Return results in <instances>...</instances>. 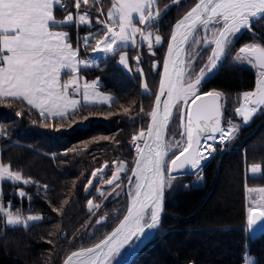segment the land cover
I'll return each instance as SVG.
<instances>
[{
  "label": "snow or ice",
  "instance_id": "obj_1",
  "mask_svg": "<svg viewBox=\"0 0 264 264\" xmlns=\"http://www.w3.org/2000/svg\"><path fill=\"white\" fill-rule=\"evenodd\" d=\"M71 3L75 13L67 10L65 0H0V103H26L44 120L57 122L74 118L89 107L111 106L113 98L99 92L98 80L81 84V70L98 67L95 60L80 58L81 46L86 52L91 50L106 58L119 53L118 63L131 72L127 48L146 44L155 55L153 47L163 43L158 28L162 17L158 0H109L106 14L104 0H71ZM172 3L178 4L180 0ZM57 10L67 13L63 19H57ZM257 23H264V0H196L172 26L163 73H158V91L152 110L146 113L150 123L146 131L141 129L131 137L137 154L134 166L129 168L123 161H113L115 169L108 179H105L107 163L92 172L94 179L112 186V191L123 185L120 173H131L127 180L126 211L117 217V226L103 239L72 251L64 264H114L122 251L134 247L148 230L158 227L165 191L178 179L174 174L188 167L199 168L201 161L216 150L215 143L236 138L241 125L225 118L226 94L215 89L203 92L202 87L214 70L233 55L237 35L245 30L252 32ZM72 28L76 29L75 45L69 31ZM81 28H86L88 35L81 36ZM133 59L143 77L140 56ZM201 60L204 62L198 63ZM232 63L247 64L256 70L255 89L240 94L234 108L247 125L264 110V44H245L236 51ZM156 68L154 63L153 69ZM142 87L151 95L146 82ZM174 114L180 120V139L166 140ZM210 140L212 144H208ZM205 151L207 156L203 155ZM249 171L254 178H264L261 164H251ZM2 182L24 185L37 182L0 162V220L6 226L29 229L43 219L39 214L25 216L19 209L11 211L12 205L3 203ZM87 184L92 185L93 180L89 179ZM42 187L47 190V185ZM97 191L105 197L103 191ZM246 191L259 193L248 197L246 219L251 229L264 220V188L246 184ZM16 194L31 200L23 190ZM100 206L88 201L89 212ZM52 210L62 212L58 208ZM245 264H251L247 257Z\"/></svg>",
  "mask_w": 264,
  "mask_h": 264
},
{
  "label": "trees",
  "instance_id": "obj_2",
  "mask_svg": "<svg viewBox=\"0 0 264 264\" xmlns=\"http://www.w3.org/2000/svg\"><path fill=\"white\" fill-rule=\"evenodd\" d=\"M195 2L181 0L165 11L172 0H158L159 8H164L158 26L163 43L153 47L155 55L148 53L146 44L127 48L130 73L119 66V53L101 59L98 67L81 70L84 82L99 81V92L113 98L111 106L89 107L74 118L57 122L44 120L25 103H0V162L10 165L12 170H20L40 186L38 189L37 185L2 182L3 203L11 204L13 212L19 209L23 215L43 217L29 229L0 226V264H62L72 251L99 242L119 222L117 217L122 216L128 205L127 180L131 174L122 178L120 196L106 200L96 194L101 182L95 179L90 186L87 181L105 163L108 179L113 161L130 165V160L136 158L131 137L141 129L146 130L149 118L146 113L152 108L172 26ZM103 7L106 14L109 0H104ZM67 10L74 13L71 2L67 3ZM66 14L61 10L55 12L57 19ZM69 31L75 45L76 29ZM80 35H88V30L81 28ZM252 42L264 44V23L255 24L252 32L242 31L233 53ZM91 52L81 46L80 58L86 59ZM137 55L141 58L139 68L143 69V77L135 71L137 64L133 58ZM230 58L203 85L202 91L224 92L225 118L237 122L234 112L237 98L243 92L253 91L256 73L231 63ZM154 63L159 66L156 71ZM144 82L151 95L145 93ZM17 112L21 115L17 116ZM57 127L59 131L55 130ZM181 131L179 116L174 114L166 140L180 139ZM221 149L202 167L201 185H194L192 176L187 175L172 182V188L165 191L160 224L130 264H245L246 257L251 264H264V232L248 234L246 221L249 204L246 184L263 188L264 178L245 175V169L255 163L261 164L264 172V110ZM14 190L25 191L31 200L21 199ZM89 200L101 205L100 208L89 212ZM53 208L62 212L58 214ZM99 216L105 217L104 223H97Z\"/></svg>",
  "mask_w": 264,
  "mask_h": 264
},
{
  "label": "rangeland",
  "instance_id": "obj_3",
  "mask_svg": "<svg viewBox=\"0 0 264 264\" xmlns=\"http://www.w3.org/2000/svg\"><path fill=\"white\" fill-rule=\"evenodd\" d=\"M164 9V8H163ZM163 9H160L161 10V12L163 11ZM137 26H139V27H143V26H141V25H137ZM240 34V33H239ZM238 34V35H239ZM237 35V36H238ZM137 40L139 41V36H137ZM252 43H257V42H252ZM251 44V43H250ZM129 48H132V47H129ZM238 51V50H237ZM235 53L236 52H234L233 53V55L231 56V58H230V61H231V63H232V58H233V56L235 55ZM110 56V55H109ZM119 56H120V54L118 55V60H117V62L119 61ZM103 58H105L103 55H97V54H95V53H93V52H91V54L86 58V59H93V60H95L97 63L101 60V59H103ZM119 64V63H118ZM238 65H241V66H244V67H247V68H249V69H251L252 70V72H254V70L255 69H252L250 66H248L247 64H238ZM119 66L125 71V72H127V73H130L127 69H125L122 65H120L119 64ZM135 71H136V73H139L140 74V72L139 71H137V67L135 68ZM84 82V81H83ZM105 96H109V95H105ZM111 97V96H110ZM105 105H107V104H105ZM98 106H102V105H98ZM258 114V113H257ZM256 114V115H257ZM235 116H236V119H237V122H234V121H232L234 124H240L241 125V127L240 128H242V127H244V124L242 123V119L239 117V116H237L236 114H235ZM171 139H176L175 137H171L170 138V140ZM229 140H227L226 142H228ZM225 142V143H226ZM220 143V142H219ZM215 144V151L212 153V155L211 156H209V158L208 159H206L207 161H205V164L206 163H208L211 159H212V157L216 154V152L218 151V150H222L221 148L224 146V144L225 143H223V144ZM131 145H132V143H131ZM134 152V151H133ZM135 153V152H134ZM136 153H135V157H136ZM208 155V153H206V155L205 156H207ZM134 160L135 159H132V160H130V165H128V167L129 168H131V167H133L134 166ZM116 162H119V161H116ZM126 164V163H125ZM109 169H110V171H111V173H112V171H114V169H115V165L113 164V162L110 164V167H109ZM128 174H131V173H127V175L125 174V173H120V175H121V177L123 178V177H125V176H128ZM112 175V174H111ZM245 175L246 176H249V177H252V175H251V173H250V171H249V166L245 169ZM130 176V175H129ZM192 176V183L194 184V185H201L202 184V168L201 169H199L197 172H195L193 175H191ZM109 178H111V176L109 177ZM105 183H100V187L98 188V189H100L101 191H103L104 193H105V197H102L101 195H100V193L98 192V191H96V194L100 197V199L101 200H106L108 197H110V196H115L116 195V193H117V191L118 190H120L119 188H116L115 189V191H112V187H110V188H106V189H110V190H106L105 188H102L103 187V185H104ZM264 188V187H263ZM250 195H259V193H248L247 191H246V200H247V203H249V200H248V197L250 196ZM249 205V204H248ZM248 207V206H247ZM246 217H247V208H246ZM105 217H103V216H99L97 219L98 220H101V219H104ZM246 221H247V219H246ZM5 225V224H4ZM6 226V225H5ZM114 228V227H113ZM112 228V229H113ZM111 229V230H112ZM110 230V231H111ZM248 230V229H247ZM250 230V229H249ZM251 230H252V228H251ZM109 231V232H110ZM249 234H254L253 232L252 233H250L249 231H247ZM151 233H152V231L149 233V235L148 236H150L151 235ZM107 235V234H106ZM130 250V248H127L126 250H124V251H122V254H121V256L117 259V261L116 262H114V264H120L121 263V261L125 258V256H126V254L128 253V251Z\"/></svg>",
  "mask_w": 264,
  "mask_h": 264
},
{
  "label": "water",
  "instance_id": "obj_4",
  "mask_svg": "<svg viewBox=\"0 0 264 264\" xmlns=\"http://www.w3.org/2000/svg\"><path fill=\"white\" fill-rule=\"evenodd\" d=\"M181 1V0H180ZM173 5V3H171L168 7H167V10L171 7ZM190 9H188L187 11H189ZM186 11V12H187ZM185 12V13H186ZM184 13V14H185ZM183 14V15H184ZM182 15V16H183ZM181 16V17H182ZM180 17V18H181ZM171 31H172V29H171ZM170 35H171V32H170ZM170 35H169V37H170ZM168 40H169V38H168ZM167 43H168V41H167ZM161 45H159V46H154V48H158V47H160ZM146 48H147V46H146ZM147 50H148V53L150 54V55H152L150 52H149V49L147 48ZM152 52H153V50H152ZM166 54H167V44H166V47H165V51H164V55H163V59H162V62H161V66H160V70H159V74H162L163 73V62H164V59H165V57H166ZM155 65L157 66V68H156V70H158V68H159V66H158V64L157 63H155ZM220 68H221V66L220 67H218V69H216V70H214V73L212 74V75H210L209 77H208V80H207V82L209 81V80H211L217 73H218V71L220 70ZM155 70V71H156ZM254 74H255V72H254ZM257 78V77H256ZM159 80H160V75H159ZM255 83H256V81H255ZM158 86H159V81H158V85H157V89H156V92L158 91ZM254 89H255V87H254ZM253 89V90H254ZM155 92V93H156ZM154 98H155V95H154ZM153 103H154V99H153ZM152 107H153V104H152ZM151 110H152V108H151ZM252 121V120H251ZM250 121V122H251ZM250 122H249V124H250ZM149 123H150V117L148 118V123H147V127H146V130H147V128H148V125H149ZM249 124H247V125H244V127L245 126H248ZM145 130V131H146ZM165 139H167V133H166V135H165ZM202 142V141H201ZM205 165V161L204 160H202L201 161V163H200V167L199 168H196V169H192L191 167H188L187 169H184V170H182L180 173H175L174 175H177V176H182V175H187V176H191V175H193L195 172H197L199 169H201L203 166ZM92 180H95L94 178H92ZM91 186V185H90ZM90 186H89V188H90ZM103 187L104 188H110V187H112V186H110V185H107L106 183L103 185ZM162 215H163V212H162V214H161V219H162ZM101 221H102V223L104 222V219H101ZM102 223H99V224H102ZM118 224V223H117ZM117 224L114 226V228L117 226ZM113 228V229H114ZM252 231H253V233L254 234H260V233H263L264 232V220H260V221H258L256 224H254V225H252ZM112 229V230H113ZM111 230V231H112ZM154 229H152V230H148L147 232H146V234H145V236L141 239V241L140 242H138L134 247H132V248H130V250L128 251V253L126 254V256H125V258L121 261V263L120 264H130L131 262H132V260L135 258V256L140 252V250L145 246V244L148 242V240H149V233L151 232V231H153ZM110 231V232H111ZM109 232V233H110ZM104 238V237H103ZM102 238V239H103ZM69 255V254H68ZM66 258V257H65ZM65 260V259H64ZM64 260H63V262H62V264H64Z\"/></svg>",
  "mask_w": 264,
  "mask_h": 264
},
{
  "label": "built area",
  "instance_id": "obj_5",
  "mask_svg": "<svg viewBox=\"0 0 264 264\" xmlns=\"http://www.w3.org/2000/svg\"><path fill=\"white\" fill-rule=\"evenodd\" d=\"M65 2L66 3H68V2H71V0H65ZM75 11H76V9L74 8V13H75ZM99 14V13H98ZM102 19H104V17H101ZM76 97H79V95H77ZM2 138V134L0 133V139ZM131 149H132V151H134L135 153H136V151H135V149H134V147H133V145H131ZM29 215V214H28ZM25 216H27V215H25ZM5 226L4 225V223H3V220H0V226Z\"/></svg>",
  "mask_w": 264,
  "mask_h": 264
},
{
  "label": "bare ground",
  "instance_id": "obj_6",
  "mask_svg": "<svg viewBox=\"0 0 264 264\" xmlns=\"http://www.w3.org/2000/svg\"><path fill=\"white\" fill-rule=\"evenodd\" d=\"M254 72L256 73V70H254ZM240 118H241V117H240ZM241 119H242V118H241ZM252 119H253V118H252ZM226 141H227V140H225V141L222 142V143H221V142H220V143L217 142V143H215V144H218V143H219V144H223V143H225ZM202 143H203V141H202ZM212 143H213V141H211V140L208 141V144H212ZM205 147H207V146H205ZM206 153H208V151H205V152L203 153V155H206ZM204 161H207V160H204ZM247 231H249L250 233H252L251 229H250V230L248 229ZM248 234H249V233H248Z\"/></svg>",
  "mask_w": 264,
  "mask_h": 264
},
{
  "label": "crops",
  "instance_id": "obj_7",
  "mask_svg": "<svg viewBox=\"0 0 264 264\" xmlns=\"http://www.w3.org/2000/svg\"><path fill=\"white\" fill-rule=\"evenodd\" d=\"M106 58V57H105ZM104 59V58H103ZM81 84H83V80H81ZM81 91H83V89L81 88ZM105 95V94H104ZM77 99H79L80 97H76ZM26 104V103H25ZM27 105V104H26ZM28 106V105H27ZM28 107H30V106H28ZM34 111H36L35 109H33ZM38 114H39V112L38 111H36ZM40 115V114H39ZM11 183V182H10Z\"/></svg>",
  "mask_w": 264,
  "mask_h": 264
},
{
  "label": "flooded vegetation",
  "instance_id": "obj_8",
  "mask_svg": "<svg viewBox=\"0 0 264 264\" xmlns=\"http://www.w3.org/2000/svg\"><path fill=\"white\" fill-rule=\"evenodd\" d=\"M119 189H120V188H119ZM120 193H121V191L118 190L117 193H116V195H115V198H117L118 196H120ZM104 222H105V219H104ZM104 222H103V223H104Z\"/></svg>",
  "mask_w": 264,
  "mask_h": 264
}]
</instances>
